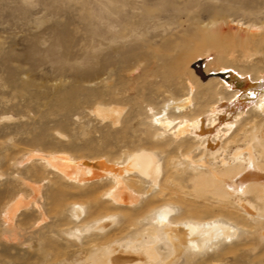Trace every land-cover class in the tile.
Instances as JSON below:
<instances>
[{
	"label": "rangeland",
	"instance_id": "rangeland-1",
	"mask_svg": "<svg viewBox=\"0 0 264 264\" xmlns=\"http://www.w3.org/2000/svg\"><path fill=\"white\" fill-rule=\"evenodd\" d=\"M166 54L176 59L169 82L156 77ZM231 74L264 92V0H0V264H86L65 233L75 227L66 224V203L95 216L92 201H108L111 185L102 181L93 196L71 198L65 192L72 183L50 168L48 156L117 165L134 151L155 152L176 166L163 183L182 219L224 217L218 207L228 200L212 186L196 187L187 152L160 148L150 121L170 101L188 98L183 105L193 122L239 91L244 97ZM101 105L122 108L118 123L95 113ZM174 110L169 114L178 117ZM228 113L208 130L211 140L213 130L222 141L230 137L228 144L213 141L231 154L264 130V117ZM99 214L113 217L111 239L143 226L135 211ZM206 260L189 263L264 264V242L238 243L226 257Z\"/></svg>",
	"mask_w": 264,
	"mask_h": 264
},
{
	"label": "bare ground",
	"instance_id": "bare-ground-1",
	"mask_svg": "<svg viewBox=\"0 0 264 264\" xmlns=\"http://www.w3.org/2000/svg\"><path fill=\"white\" fill-rule=\"evenodd\" d=\"M182 51L183 49L178 52ZM158 60L161 62V69L156 77L169 82L175 56L166 54L158 57ZM231 79L238 78L231 74ZM237 82L236 85L240 90H245L246 95L240 97L239 94L243 93L239 91L237 97L234 95L224 105L218 101L223 106H210L206 119L200 117L193 122L187 119L183 105L189 101L187 98L179 103L168 102L163 112L154 113L150 121L154 129L152 137L159 142L160 148L187 152L184 154L189 161L186 171L196 187L207 190L212 186L216 194L228 200L223 207H218L224 217L203 221L182 219L180 209L172 204L168 188L163 183V180L167 181L172 176L176 166L160 162L156 153L149 150L134 151L117 165L103 160L83 159L78 162L65 155L45 158L61 179L72 183L66 187L68 193L65 192L71 198L93 196L100 182L108 181L111 185L108 201L101 202L100 198L92 201L99 213L100 209L118 210L126 215L135 211L143 222L142 228L133 229L132 235L125 234L111 239L113 232L110 233V220L113 217L98 212L93 216L94 214L86 212L83 205L67 202L66 224L75 227L68 228L65 233L70 239H74V246L77 247L74 256L80 262L177 264L186 260L187 263H194L198 258L207 257L206 261L222 259L233 252L238 243L250 240L259 241V244L264 242V179L258 181L264 177V130L259 134L254 133L249 139L244 138L247 136L245 133L243 138L247 141L246 148L236 149L231 154L227 150L220 153L223 145L216 146L213 141L220 143L222 139L219 135L222 134L213 130L215 134L212 140L209 137L208 128L216 127L219 116L225 113L229 112V115L236 110L237 114L246 115L254 111L264 117V92L260 95L247 87L249 84L241 80ZM190 91L193 92V87H190ZM172 105H175L174 111L179 114L178 117L169 114ZM150 111L152 113L153 109ZM121 112L122 108L114 105L95 108L97 115L102 119H111L115 124L118 123ZM225 141L227 144L231 142L230 137L222 143ZM255 145L260 146L262 151L257 153ZM199 151L202 152L199 154L201 160L197 161L194 156ZM204 157H208V160H203ZM40 213L43 211L40 210ZM12 217L14 212H10V218ZM233 221H240L243 228H239ZM133 224L127 228L132 229ZM249 226H254L255 230L247 229ZM120 230L123 231L122 228ZM102 239L105 241L101 242ZM233 240L238 243L232 244ZM210 252L214 253L213 257L209 255Z\"/></svg>",
	"mask_w": 264,
	"mask_h": 264
}]
</instances>
